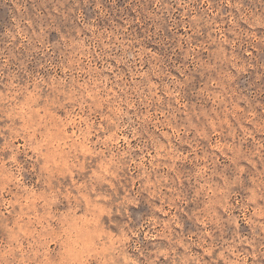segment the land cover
I'll return each mask as SVG.
<instances>
[{
    "label": "rangeland",
    "instance_id": "obj_1",
    "mask_svg": "<svg viewBox=\"0 0 264 264\" xmlns=\"http://www.w3.org/2000/svg\"><path fill=\"white\" fill-rule=\"evenodd\" d=\"M0 264H264V0H0Z\"/></svg>",
    "mask_w": 264,
    "mask_h": 264
}]
</instances>
